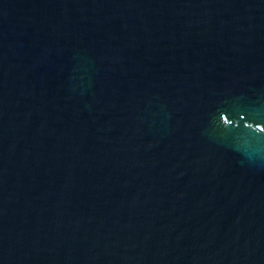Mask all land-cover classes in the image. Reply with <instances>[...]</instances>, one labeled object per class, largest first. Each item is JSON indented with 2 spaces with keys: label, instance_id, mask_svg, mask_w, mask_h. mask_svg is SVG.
I'll use <instances>...</instances> for the list:
<instances>
[{
  "label": "water",
  "instance_id": "obj_1",
  "mask_svg": "<svg viewBox=\"0 0 264 264\" xmlns=\"http://www.w3.org/2000/svg\"><path fill=\"white\" fill-rule=\"evenodd\" d=\"M0 264H264V0H0Z\"/></svg>",
  "mask_w": 264,
  "mask_h": 264
},
{
  "label": "snow or ice",
  "instance_id": "obj_2",
  "mask_svg": "<svg viewBox=\"0 0 264 264\" xmlns=\"http://www.w3.org/2000/svg\"><path fill=\"white\" fill-rule=\"evenodd\" d=\"M225 119H227V117H225Z\"/></svg>",
  "mask_w": 264,
  "mask_h": 264
}]
</instances>
